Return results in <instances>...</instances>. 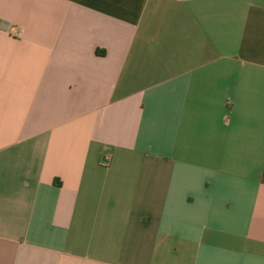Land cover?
I'll use <instances>...</instances> for the list:
<instances>
[{
    "label": "crops",
    "instance_id": "1",
    "mask_svg": "<svg viewBox=\"0 0 264 264\" xmlns=\"http://www.w3.org/2000/svg\"><path fill=\"white\" fill-rule=\"evenodd\" d=\"M0 264H264V0H0Z\"/></svg>",
    "mask_w": 264,
    "mask_h": 264
},
{
    "label": "built area",
    "instance_id": "2",
    "mask_svg": "<svg viewBox=\"0 0 264 264\" xmlns=\"http://www.w3.org/2000/svg\"><path fill=\"white\" fill-rule=\"evenodd\" d=\"M12 34L14 37L19 36V32L15 31L14 29H12Z\"/></svg>",
    "mask_w": 264,
    "mask_h": 264
}]
</instances>
